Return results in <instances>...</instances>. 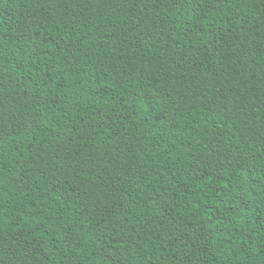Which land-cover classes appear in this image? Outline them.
Returning <instances> with one entry per match:
<instances>
[{
    "label": "trees",
    "instance_id": "obj_1",
    "mask_svg": "<svg viewBox=\"0 0 264 264\" xmlns=\"http://www.w3.org/2000/svg\"><path fill=\"white\" fill-rule=\"evenodd\" d=\"M0 264H264V0H0Z\"/></svg>",
    "mask_w": 264,
    "mask_h": 264
}]
</instances>
